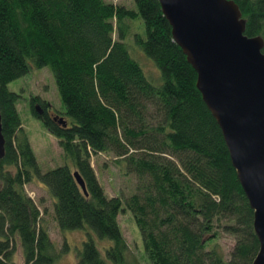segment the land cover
<instances>
[{"label":"trees","instance_id":"16d2710c","mask_svg":"<svg viewBox=\"0 0 264 264\" xmlns=\"http://www.w3.org/2000/svg\"><path fill=\"white\" fill-rule=\"evenodd\" d=\"M231 1L244 21L243 35L258 36L264 43V0ZM133 2L135 11L104 0H0L5 140L0 160V264H12L17 242L24 264H55L68 250L67 244L54 249L38 207L26 194L24 186L33 181L54 200L58 229L89 230L109 241L105 255L112 264H140L118 223L125 211L140 232L148 264L253 260L258 243L252 211L219 128L195 89V73L172 41L158 1ZM137 17L145 38L134 39L158 69L159 83L158 76L143 72L129 52L132 46L125 43L130 31L126 21ZM42 68L49 69L64 112L52 113L47 102L31 97L30 113L58 140L70 162L46 172L39 169L22 130L17 110L21 95L7 88L31 69ZM106 153L123 159L137 178L136 193L125 201L107 197L91 167L92 156ZM74 172L84 181L87 196ZM213 227L234 238L227 261L218 246L204 248L215 237ZM75 264H106L89 233Z\"/></svg>","mask_w":264,"mask_h":264},{"label":"water","instance_id":"95a60500","mask_svg":"<svg viewBox=\"0 0 264 264\" xmlns=\"http://www.w3.org/2000/svg\"><path fill=\"white\" fill-rule=\"evenodd\" d=\"M195 73V89L219 128L235 178L252 211L258 249L250 264H264V54L263 40L246 37L231 0H157ZM41 114V110L36 108ZM59 123L64 125L62 120ZM5 154L0 115V160ZM87 196L84 181L73 173Z\"/></svg>","mask_w":264,"mask_h":264},{"label":"rangeland","instance_id":"374dc122","mask_svg":"<svg viewBox=\"0 0 264 264\" xmlns=\"http://www.w3.org/2000/svg\"><path fill=\"white\" fill-rule=\"evenodd\" d=\"M104 1L118 6H124L130 10H136L133 0ZM126 24L130 26L129 35H127L125 42L127 45L130 44L132 46L131 49L128 45L129 52L141 63L140 64L135 59L144 73L146 72L152 78H157L158 76L157 82H154L159 83L158 69L151 60L144 55L134 39L135 36H140L142 39L145 38V27L141 18L137 17L133 20H127ZM113 25L116 26L115 21ZM113 39L115 41L118 40L116 29L113 34ZM7 88L9 91L21 95V99L17 103V110L21 119L22 130L28 138L39 169L42 172H46L65 164L70 165V162L65 159L58 145V140L48 133L43 128L41 122L33 118L30 113L29 100L31 97H37L47 102V104L50 105L49 109H51L52 113L64 112V107L59 99L57 88L49 69H31L24 77L9 83ZM91 167L107 197H119L125 201L136 193L137 178L133 173L127 171L123 159L111 153L97 154L91 157ZM24 190L38 207L41 213V223L47 229L54 249L60 251L63 249L64 244L68 246V250L59 256L55 264H75L77 252L81 249L82 242L87 238L88 233L91 234L102 259L105 260L106 264H112L107 260L105 255V250L111 244L109 241L98 239L89 230H87V232L85 230L60 231L53 217L54 200L47 190L37 181L25 185ZM118 223L131 254L136 256L140 264H148L146 262V255L143 251L142 238L135 225L132 214L128 211L120 214ZM211 232L215 234V237L205 243V250L216 245L227 261L228 254L234 245V238L223 232L220 227H213ZM206 237L207 236L204 235V239ZM12 264H24L19 242H17L15 246Z\"/></svg>","mask_w":264,"mask_h":264}]
</instances>
